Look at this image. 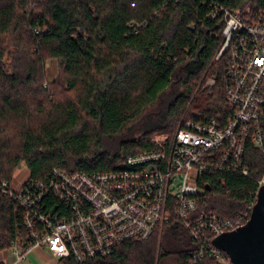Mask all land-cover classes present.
<instances>
[{
	"label": "trees",
	"instance_id": "16d2710c",
	"mask_svg": "<svg viewBox=\"0 0 264 264\" xmlns=\"http://www.w3.org/2000/svg\"><path fill=\"white\" fill-rule=\"evenodd\" d=\"M248 1L254 10L264 6V0H0V252L27 235L21 209L2 186L21 165L32 180L54 169L116 170L126 156L150 149L154 135L171 137L181 119L219 117L222 92L202 87L219 71L213 57L223 23L211 13ZM46 59L59 62L72 97L57 98L45 86ZM136 121L137 135L118 139ZM245 161L247 177L203 174L208 210L223 218L245 211L264 173L251 147ZM193 249L173 217L148 240L123 243L107 257L58 264H186Z\"/></svg>",
	"mask_w": 264,
	"mask_h": 264
},
{
	"label": "built area",
	"instance_id": "2783aa9c",
	"mask_svg": "<svg viewBox=\"0 0 264 264\" xmlns=\"http://www.w3.org/2000/svg\"><path fill=\"white\" fill-rule=\"evenodd\" d=\"M251 6L250 1L235 8L219 5L211 13L221 15L223 23L213 57L219 71L202 87L222 92L218 118L183 120L171 137L154 135L150 149L126 156L116 170L68 174L54 169L43 180L27 175L17 187L13 181L2 184L21 209L27 234L6 249L15 261L36 249L50 253L56 264L104 258L123 243L148 240L176 217L194 244L186 264H232L213 240L248 221L264 173L245 211L232 218L206 208L208 193L200 178L207 172L247 177V147L264 163V6Z\"/></svg>",
	"mask_w": 264,
	"mask_h": 264
},
{
	"label": "water",
	"instance_id": "95a60500",
	"mask_svg": "<svg viewBox=\"0 0 264 264\" xmlns=\"http://www.w3.org/2000/svg\"><path fill=\"white\" fill-rule=\"evenodd\" d=\"M213 245L225 252L232 264H264V186L258 189L248 221L217 236Z\"/></svg>",
	"mask_w": 264,
	"mask_h": 264
},
{
	"label": "rangeland",
	"instance_id": "374dc122",
	"mask_svg": "<svg viewBox=\"0 0 264 264\" xmlns=\"http://www.w3.org/2000/svg\"><path fill=\"white\" fill-rule=\"evenodd\" d=\"M45 61V86H47L48 89H52L55 93V97L57 98L72 97L73 94L65 90L64 79L60 71L59 62L55 59H46ZM152 110V108L147 110V113L151 112ZM181 122H183V119H181L180 123ZM139 123V121H136L125 126L122 133L118 136V139H125L137 135L134 134V131L138 127ZM27 175L28 172L25 166L21 165L13 174L12 184L14 185V187H17V185L22 182V180H24Z\"/></svg>",
	"mask_w": 264,
	"mask_h": 264
},
{
	"label": "crops",
	"instance_id": "0c3cea01",
	"mask_svg": "<svg viewBox=\"0 0 264 264\" xmlns=\"http://www.w3.org/2000/svg\"><path fill=\"white\" fill-rule=\"evenodd\" d=\"M0 264H56L50 253L43 249H36L28 253L24 260L15 261L8 250L0 252Z\"/></svg>",
	"mask_w": 264,
	"mask_h": 264
}]
</instances>
